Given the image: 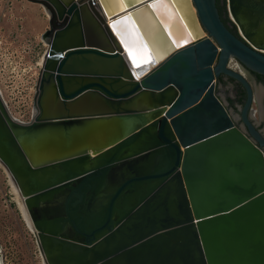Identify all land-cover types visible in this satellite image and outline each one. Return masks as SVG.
<instances>
[{
  "label": "water",
  "instance_id": "1",
  "mask_svg": "<svg viewBox=\"0 0 264 264\" xmlns=\"http://www.w3.org/2000/svg\"><path fill=\"white\" fill-rule=\"evenodd\" d=\"M29 1L49 15L48 46L29 121L0 92V163L45 264H264L245 74L264 76V0H222L234 31L216 0ZM132 29L151 64L129 57ZM220 75L245 90L237 114Z\"/></svg>",
  "mask_w": 264,
  "mask_h": 264
},
{
  "label": "rangeland",
  "instance_id": "2",
  "mask_svg": "<svg viewBox=\"0 0 264 264\" xmlns=\"http://www.w3.org/2000/svg\"><path fill=\"white\" fill-rule=\"evenodd\" d=\"M48 17L39 3L0 0V90L10 113L22 121L33 115L36 83L48 46L41 37L48 29ZM259 111L263 113L262 107ZM25 211L0 163L1 264H45Z\"/></svg>",
  "mask_w": 264,
  "mask_h": 264
},
{
  "label": "flooded vegetation",
  "instance_id": "3",
  "mask_svg": "<svg viewBox=\"0 0 264 264\" xmlns=\"http://www.w3.org/2000/svg\"><path fill=\"white\" fill-rule=\"evenodd\" d=\"M216 5L218 7L220 16L222 18L225 17L224 15V7L222 4V0H216ZM230 26L231 29H234L228 21L225 22ZM247 78L250 82H255L256 86V93L254 94L253 104V114L251 120L256 122L257 129L260 130L264 137V93L260 95V92L263 90L264 92V76L248 71ZM258 85H260L258 87ZM253 87V86H252ZM261 90V91H260ZM216 93L224 102L228 111L237 114L238 108L244 103L245 100V90L240 83L235 81L234 79L227 77L225 75H220L219 78L216 80ZM262 107L263 113H260L259 109ZM236 123L240 125L242 122L240 118L236 120ZM264 152V147H262Z\"/></svg>",
  "mask_w": 264,
  "mask_h": 264
},
{
  "label": "snow or ice",
  "instance_id": "4",
  "mask_svg": "<svg viewBox=\"0 0 264 264\" xmlns=\"http://www.w3.org/2000/svg\"><path fill=\"white\" fill-rule=\"evenodd\" d=\"M119 23V22H118ZM121 35H124L126 38L122 41L128 49L129 57L132 59V62L135 67H140L141 64H151L152 60L150 56H147V49L143 42L140 40L139 36L135 35V29H132L131 36L132 39H129V33L125 31L124 33H121ZM143 52L144 55L141 59H138V56L140 53Z\"/></svg>",
  "mask_w": 264,
  "mask_h": 264
},
{
  "label": "bare ground",
  "instance_id": "5",
  "mask_svg": "<svg viewBox=\"0 0 264 264\" xmlns=\"http://www.w3.org/2000/svg\"><path fill=\"white\" fill-rule=\"evenodd\" d=\"M166 8H163V11H165L166 13H167V17H169V14H168V12L165 10ZM111 18H107V21L110 23L111 22ZM147 22H149L148 23V25H150V20H146ZM0 92H1V90H0ZM15 187V186H14ZM15 189H16V191L18 192V190H17V188L15 187ZM19 193V192H18ZM21 206L24 208V210H25V207H24V203H23V198L21 197ZM26 212V211H25ZM33 227V226H32ZM34 229V228H33ZM35 231V230H34ZM35 234H36V232H35ZM0 264H1V259H0Z\"/></svg>",
  "mask_w": 264,
  "mask_h": 264
},
{
  "label": "trees",
  "instance_id": "6",
  "mask_svg": "<svg viewBox=\"0 0 264 264\" xmlns=\"http://www.w3.org/2000/svg\"><path fill=\"white\" fill-rule=\"evenodd\" d=\"M224 22L228 21L226 17L222 18ZM234 31V29H232Z\"/></svg>",
  "mask_w": 264,
  "mask_h": 264
},
{
  "label": "built area",
  "instance_id": "7",
  "mask_svg": "<svg viewBox=\"0 0 264 264\" xmlns=\"http://www.w3.org/2000/svg\"><path fill=\"white\" fill-rule=\"evenodd\" d=\"M231 64H235V61L234 62H231Z\"/></svg>",
  "mask_w": 264,
  "mask_h": 264
}]
</instances>
